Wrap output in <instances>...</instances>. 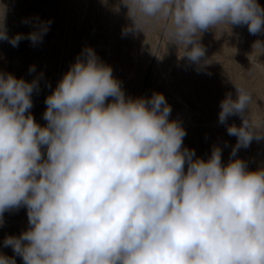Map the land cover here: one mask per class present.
<instances>
[{"label": "clouds", "instance_id": "obj_1", "mask_svg": "<svg viewBox=\"0 0 264 264\" xmlns=\"http://www.w3.org/2000/svg\"><path fill=\"white\" fill-rule=\"evenodd\" d=\"M120 4L132 22L124 35L159 24L179 58L198 71L208 63L199 42L205 31L247 25L250 34L264 32L257 0ZM6 17L0 5V41L13 47L23 39L41 43L51 24L25 19L33 31L9 36ZM253 47L264 54V41ZM234 85L236 99L226 94L218 116L221 124L242 119L227 127L237 137L233 157L264 140V118L246 111L253 94ZM37 87L36 79L0 73V225L5 211L27 208L28 230L3 241L24 264H264V168L247 171L239 158L222 165L219 147L207 161L194 159V150L182 149L186 132L169 119L163 94L126 99L91 48L46 97L44 127L29 112ZM0 264L16 260L0 254Z\"/></svg>", "mask_w": 264, "mask_h": 264}, {"label": "rangeland", "instance_id": "obj_2", "mask_svg": "<svg viewBox=\"0 0 264 264\" xmlns=\"http://www.w3.org/2000/svg\"><path fill=\"white\" fill-rule=\"evenodd\" d=\"M264 8V0H257ZM119 4V11L115 6ZM7 6L6 27L9 36L33 31L23 21L39 18L51 20L49 30L41 43L33 45L23 39L13 47L0 41V73L12 74L17 79L38 81L29 110L41 127L47 121L43 114L46 97L56 89L63 76L88 47L99 60L112 69L113 77L120 82L125 98L150 99L161 93L171 106L170 120L184 128L182 149L194 150V159L207 161L214 147L222 152V165L231 159H242L247 171L264 168V140H253L249 147H241L231 156L237 137L227 133L229 125L240 127L239 115L219 122L220 103L226 94L236 99L235 85L247 88L253 94L249 114L252 119L264 118V54L254 50L257 40L264 41V32L250 34L247 25L223 26L205 31L200 43L205 48L208 63L199 71L187 58H179L176 45L168 44L159 24L150 30L124 35L122 30L131 25L127 8L120 0H0ZM31 66L35 71L30 72ZM108 97L105 104L111 103ZM28 113H26L27 115ZM46 159V147L41 148ZM187 164L185 165V172ZM0 225V254L14 257L16 264H24L11 247H5L7 236H19L28 230L27 208L5 211Z\"/></svg>", "mask_w": 264, "mask_h": 264}]
</instances>
